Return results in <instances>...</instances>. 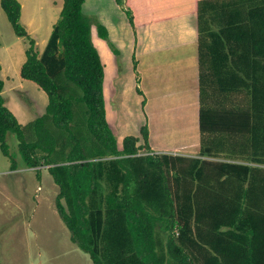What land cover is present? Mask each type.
Returning a JSON list of instances; mask_svg holds the SVG:
<instances>
[{"label":"trees","instance_id":"1","mask_svg":"<svg viewBox=\"0 0 264 264\" xmlns=\"http://www.w3.org/2000/svg\"><path fill=\"white\" fill-rule=\"evenodd\" d=\"M83 2L63 0L38 53L20 22L19 0H0L14 33L29 42L20 75L47 95L44 113L21 124L4 103L0 78V149L11 168L9 131L28 167L38 173L46 166L58 186L55 209L93 264H164L185 240L212 245L217 264H230L222 256L232 245L254 252L255 242L264 243V0H197V155L153 151L145 123L142 145L138 135L116 134L106 105L107 59L92 41ZM124 11L134 25L130 8ZM95 25L109 38L105 25ZM128 91L134 96L133 86H118L121 102ZM251 261L243 264H258Z\"/></svg>","mask_w":264,"mask_h":264},{"label":"rangeland","instance_id":"2","mask_svg":"<svg viewBox=\"0 0 264 264\" xmlns=\"http://www.w3.org/2000/svg\"><path fill=\"white\" fill-rule=\"evenodd\" d=\"M101 1L104 2V0ZM19 2L22 4L20 22L26 30L33 32V21L37 22L39 19L42 20L39 27L44 31L49 28L48 26L54 21L53 14L59 6H62L63 0H19ZM83 10L93 21L91 25L93 43L100 54L105 55L107 62H110L109 59L113 60L117 56L113 53L107 39H110L116 47H119V42L112 40L108 26L96 17L98 15L94 13L92 0L85 5ZM58 12L59 10L57 15H59ZM112 15L109 12V16ZM95 19L102 21L101 23L106 26L109 38L106 39L98 35ZM29 23L32 24V27ZM113 32H116L115 29H112ZM29 35L33 38V34ZM38 37V42H34V49L39 53L42 51L45 42L41 40V36ZM131 44H133L132 41ZM28 46L29 42L26 37L17 36L14 33L12 25L0 4V78L4 83L1 93L4 103L6 100L9 104V106L5 105L15 112L17 119H20L21 122L31 121L36 116L43 114L47 103L46 93L34 81L20 75V66L25 59V50ZM132 64L133 59L130 60V66ZM118 68L123 69V66L119 64L116 69ZM139 68L142 71V67ZM136 73L140 74L135 64L134 73L129 78L126 77L127 74L122 75L125 76L123 82L122 76L121 82H117L118 75L112 74L110 67L106 65V76L113 75L112 82L106 85L108 89L112 88L108 92L109 95L107 94V106H110V109L115 113L116 119L112 124L116 126L120 122L123 128H127L125 130L122 128L119 132L115 127L116 134L125 135V131L128 130L127 134L138 135L136 143L142 145L144 140L139 131L142 125V105L136 96V87L134 86L135 84L140 86V82L134 81V96L128 91L126 102H121L116 95L118 86L130 85L129 81L132 76L135 79ZM145 74L149 83H153L155 78V85L157 86L152 87L145 77V89L148 86L150 92L158 94L160 91L158 76L154 75L152 70L151 72L146 71ZM140 77L141 75H139V79ZM179 80L181 85H186L180 76ZM174 93L166 98L160 96H156L155 99L151 98L149 113L152 118L149 117L147 122L151 124L153 133L158 132L159 119H161L158 116L162 113L175 114L178 120H186V122L177 121L173 123L176 125L175 130L177 132L195 131L193 124L190 123L195 118V107L188 105L193 97H188L189 94L184 89ZM48 122L51 125L50 120ZM7 142L10 150L15 152L16 171L0 173V261L2 264H93L88 253L72 243L68 228L55 209L54 198L58 186L53 181L46 166H40L38 173V169L28 168L19 156L17 137L14 132H8ZM144 150V147L139 149L140 152H144ZM196 151L197 148H192L191 152L195 153ZM0 157H4L1 152ZM5 160L7 161L6 158ZM1 166V171L8 170L6 164Z\"/></svg>","mask_w":264,"mask_h":264},{"label":"crops","instance_id":"3","mask_svg":"<svg viewBox=\"0 0 264 264\" xmlns=\"http://www.w3.org/2000/svg\"><path fill=\"white\" fill-rule=\"evenodd\" d=\"M89 2H91V0H84L83 8ZM92 3L94 13L98 15L96 17L104 21L108 26L110 29L109 35L112 40L119 42V47L117 48L120 50V63L124 64L123 69H116L118 66L116 57L113 60L109 59L110 62L105 63V88H107L106 85H109L112 82L111 78L113 76H106V65L110 67L112 74L115 73L114 75H118L116 78L117 82H121L122 75L127 74L126 77L129 78L130 75L134 73L133 64L130 66V60L135 58L136 69L140 72V74H138L140 86L137 85L142 91L141 94L136 96L139 101L144 98L141 121L142 124L146 123L147 126V141L149 147L155 152H168L184 155L199 154L198 110L200 69L196 26L197 0H123V3H118L115 0H104L103 3L101 0H92ZM127 7L132 11L134 25L129 22L125 14L124 9ZM60 9L61 6L58 7L57 11H60ZM57 11L53 14L54 21L48 26L49 28L46 31L39 27L42 23V20L40 19L37 22L33 21V32L32 30H27L29 34H33L36 43L38 42V36H41V40L46 43L52 25L58 16ZM109 12L113 14L111 17L109 16ZM20 17H22V4ZM29 25L32 27L31 23H29ZM112 29H115L116 32L112 33ZM131 41L133 44H131ZM139 67H142V71H140ZM151 70L154 75L158 76L157 81L160 90L158 94L150 92L148 86L145 89V72H151ZM139 75H141L140 79ZM179 76L183 78L186 85L180 84ZM124 77L122 76V82ZM135 79L132 76L129 81V86L132 87L135 84ZM154 80L153 83H149L148 79V83L152 85V87H157L155 85L156 79L154 78ZM181 89L188 92V97H193L188 105L193 108L195 107V118L193 121H190V123L193 124L195 131L191 130L186 133L181 132L182 134L177 132L175 130L176 125L173 123H176L177 121L180 123L186 122V120H178L175 114L162 113L158 116V118L161 117V119H159L158 132L153 133L151 130V124H148L147 122L149 117L152 118L149 113V110H151L149 109V104L152 100L151 98L155 99L156 96L166 98L173 95L174 92L177 93L178 90ZM5 104L9 106L6 100ZM119 105L120 103H118V106ZM9 109L11 108L9 107ZM110 111L112 113L111 109ZM12 112L15 114L14 111ZM112 116L114 123L116 119L114 112ZM17 120L21 124L29 121L21 122L20 119ZM114 127H117V130L120 132L123 125L118 122ZM123 129L125 130L127 128ZM127 131L128 130L125 131V134H127ZM7 137L8 133L6 135V140ZM192 148H197V151L192 153ZM0 152L2 153L1 149ZM13 153L15 154V152ZM3 156L4 157L2 158L0 157V169L2 167L1 165L6 164L8 170H0V173L15 172L16 168H11L9 157L4 154ZM28 168L32 169L33 167ZM162 248H164L166 252L168 249L167 244H163ZM253 249L254 252H251V247L245 243L232 245L223 249L225 254L222 257L225 259L226 263L230 264H243L250 260H252L251 262L255 261L258 264H264V243L255 242ZM173 250L174 255L172 258L166 252L167 257L165 258L164 264H217V259L220 258L214 247L204 242H192L189 240L177 241L174 244Z\"/></svg>","mask_w":264,"mask_h":264}]
</instances>
